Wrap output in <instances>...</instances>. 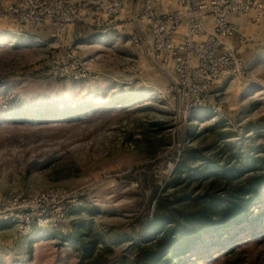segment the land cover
Here are the masks:
<instances>
[{
	"label": "rangeland",
	"instance_id": "374dc122",
	"mask_svg": "<svg viewBox=\"0 0 264 264\" xmlns=\"http://www.w3.org/2000/svg\"><path fill=\"white\" fill-rule=\"evenodd\" d=\"M203 1L0 0V264H264V0L193 84Z\"/></svg>",
	"mask_w": 264,
	"mask_h": 264
},
{
	"label": "built area",
	"instance_id": "2783aa9c",
	"mask_svg": "<svg viewBox=\"0 0 264 264\" xmlns=\"http://www.w3.org/2000/svg\"><path fill=\"white\" fill-rule=\"evenodd\" d=\"M145 2L149 8L152 7L153 0H145ZM194 6L197 7L198 13L194 12L188 18L190 34L185 41L186 44L184 43L190 47L189 49L186 46L190 51L177 57V72L183 73L182 77L188 76L190 82H194L193 84H215L226 73V67L230 65L231 58L234 56L233 50L225 48L226 44L222 41V37H232L236 33L231 16L246 13L248 3L244 0H204L199 4L195 3ZM206 13L214 16V33L204 27ZM195 36L206 38L197 41L194 39ZM8 219L9 214L3 208L2 198H0V222Z\"/></svg>",
	"mask_w": 264,
	"mask_h": 264
}]
</instances>
